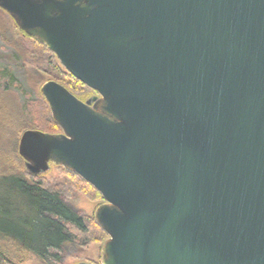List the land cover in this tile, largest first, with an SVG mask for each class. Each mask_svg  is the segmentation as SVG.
I'll list each match as a JSON object with an SVG mask.
<instances>
[{"label":"water","instance_id":"water-1","mask_svg":"<svg viewBox=\"0 0 264 264\" xmlns=\"http://www.w3.org/2000/svg\"><path fill=\"white\" fill-rule=\"evenodd\" d=\"M96 96L46 81L22 133L102 197L100 264H264V0H0ZM86 264V263H79Z\"/></svg>","mask_w":264,"mask_h":264},{"label":"trees","instance_id":"trees-1","mask_svg":"<svg viewBox=\"0 0 264 264\" xmlns=\"http://www.w3.org/2000/svg\"><path fill=\"white\" fill-rule=\"evenodd\" d=\"M18 32L26 37L21 31ZM31 40V64L49 78L47 81L63 85L82 102L91 94L96 96L95 92L67 73L51 52L35 39ZM35 103L29 107L34 115L31 120L26 119L25 109L13 107L14 115L18 116H14L13 120L16 123L21 121L18 139L27 130L49 134L61 132L40 93ZM56 169L91 193L93 199L103 202L101 195L77 175L61 167ZM41 177L23 172L0 175V241L15 249L14 252L0 249V264H24L23 258H17L18 253L26 255L36 264H57L64 249L70 248L75 242L81 241L83 246H87L90 243L102 244L107 240L94 219H86L74 211L67 205L63 193L46 185Z\"/></svg>","mask_w":264,"mask_h":264},{"label":"rangeland","instance_id":"rangeland-1","mask_svg":"<svg viewBox=\"0 0 264 264\" xmlns=\"http://www.w3.org/2000/svg\"><path fill=\"white\" fill-rule=\"evenodd\" d=\"M18 31L13 20L0 10V175L28 173L24 161L18 156L17 132L21 121L16 123L13 120L14 116L18 118L16 114L14 115L13 107L16 106L18 110L25 109L26 119L31 120L34 115L29 107L36 104L35 100L39 97L42 85L49 79L32 66L30 52L32 40L22 36ZM92 97L91 94L86 100ZM6 123L9 125H5ZM57 167L50 165L49 171L43 174L41 179L49 187L61 191L67 205L74 211L86 219H94V212L103 202L93 199L91 193L63 176ZM104 242L90 243L87 246H83L81 241L75 242L70 248L64 249L57 264H100ZM0 249L7 252L15 251L12 245L7 247L1 241ZM18 255L17 258H23L24 264H36L27 259L26 255L21 253Z\"/></svg>","mask_w":264,"mask_h":264}]
</instances>
